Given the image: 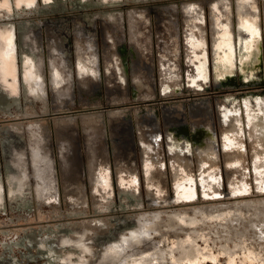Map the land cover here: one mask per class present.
<instances>
[{
	"label": "rangeland",
	"instance_id": "rangeland-1",
	"mask_svg": "<svg viewBox=\"0 0 264 264\" xmlns=\"http://www.w3.org/2000/svg\"><path fill=\"white\" fill-rule=\"evenodd\" d=\"M180 2L181 0H35L31 5L23 3L17 5L15 0H8L7 5H0V29L9 28L14 34L17 86L12 94L8 93L6 87L0 86V183L2 186L0 264H60L69 253L66 250L67 245L58 243L59 235L62 233L76 228L82 230L85 227L95 241H103L115 235L120 228L131 224L140 227L142 222L150 223L158 217L162 222L161 232L150 231L145 237L146 241L131 246L125 244L121 259L142 256L140 252L145 249V244L150 243L153 250L159 251L158 260L166 261L171 254L162 251L161 238L167 237L166 242L169 243L173 239L169 224L171 218H179L185 214L187 217H195L196 221L194 224L186 225L184 230L178 231L177 234L180 239H185L187 234L192 232L193 245L200 249L204 256L199 264H213L211 258L205 254L207 250L217 255L218 264H226L225 253L217 252L219 246L225 242L224 227L212 219H203L197 212L206 207L231 208L232 206L234 210L237 208L245 210L249 205L262 206L264 188H257L251 176L247 191L231 194L226 180L222 146L216 141L215 131L218 132V128L214 126L217 130L211 129L208 124L196 123V121L203 118L204 115L199 109L205 103L210 104L212 118L217 125L215 113L217 101L227 98L230 103L238 102L241 96L253 95L257 91H262L263 97H259L264 98V33H259L255 42V48L259 50L258 59L251 63L246 62L247 59H242L241 63H238L241 69L238 68L235 73H226L224 76L214 75L213 51L209 36L207 65H210V74H208L210 78L208 77L203 85L190 86L185 76L186 47L183 43L184 30ZM169 3L179 8L176 9V13L171 10ZM206 9L209 19L208 6ZM131 10L138 12L144 10L147 15L148 23L143 32L149 37L148 41L135 40L138 21L134 19L130 27L128 14ZM178 14L180 19L178 36L182 42L178 51L179 82L174 85L166 84L164 89L161 86L158 56L160 51L162 52L161 46L165 47L169 44L170 36L166 29L169 24L168 18ZM117 23H121L118 29L114 28ZM74 28L80 29L85 37L90 38L99 58L97 78H90L89 83L84 87L79 85L75 73ZM206 29L209 33V24L205 32ZM107 35L114 36L113 47L109 46ZM53 38L58 42L59 49L72 70L73 96L69 102L64 101L63 104L53 97L49 81L48 43ZM149 41L150 48H148ZM30 44L35 47L33 52L39 54L46 62V69L44 65L43 70L45 91L41 97L35 98L28 96L24 90L20 63L21 48L27 50ZM106 46H109L108 51ZM114 50L116 63L125 78V93H119V81L108 84L110 76L108 77L104 71L105 57ZM149 57H151V67ZM134 76L137 79L134 80ZM262 82L263 84L260 85ZM147 85L152 86L150 95L145 92ZM248 97L250 96L244 98ZM94 117L103 124L111 170L108 192L105 195L102 191H95L93 194L90 189L88 157L82 129L83 120ZM136 120H146V124L157 130L160 137L162 135L164 158L167 160V168L165 164L163 167L166 183L165 200H156L146 191ZM70 123L77 129L78 157L84 168L86 197L84 202L78 204L66 200L58 162L59 144L56 131ZM37 125L40 126L41 135L46 136L53 155L59 181L57 197L47 201L37 199L33 178L30 176L29 193L21 199L12 200L8 195L7 173L10 170L8 152L14 146L23 143L25 146L23 151L28 156L27 170L31 172L28 131L30 128H36ZM168 134L172 135V139L178 144L184 143L189 146L184 151H188L186 159L189 160L197 180L200 166L197 153L204 149L205 139L210 134L214 137L217 160L223 168V187L220 193L205 195L198 182L196 195L192 199H175L169 169ZM245 139L247 147L245 153L250 161L247 137ZM114 147H117L118 151L119 147L123 148V151H130V155L137 161L136 171L139 173V180L135 185L126 181L121 185L118 184ZM232 224L245 231V239L253 251L264 258V236L261 237L259 234L260 225L248 220L232 222ZM176 228L179 229V226L177 225ZM227 243L232 246L233 242L227 240ZM44 246L53 248L52 256L43 252ZM172 255L177 256L178 249H174ZM246 262L250 263L251 260L248 259Z\"/></svg>",
	"mask_w": 264,
	"mask_h": 264
},
{
	"label": "bare ground",
	"instance_id": "bare-ground-1",
	"mask_svg": "<svg viewBox=\"0 0 264 264\" xmlns=\"http://www.w3.org/2000/svg\"><path fill=\"white\" fill-rule=\"evenodd\" d=\"M242 1L246 2L248 0H181L180 9H181V13H182V25H183V30H184L183 43H184V46L186 47L185 76H186L187 81L190 80L189 76L187 75V70H186V68L188 67V58H189L188 54H197V53L200 54V58L202 60L201 64H202V67L204 69V72L206 73V76L201 77V79L207 80L208 77L210 78V76L208 75L209 74L208 69H209L210 65H207V62H209V50L207 48V44H205V43L207 42L208 34H210L211 40H213L214 28L211 25L209 28V33L207 32V29L205 32V28H207V26H208L206 23L205 12H204V10L206 9L205 7L206 6L210 7L212 4H216V3H222V4L228 5L229 6V8L227 10L228 16L225 18V20L229 23L228 26L231 29L235 28V29L239 30L238 25L233 23V21L235 22V20L238 19L237 16H235V14L238 13L237 6ZM249 1H253L258 6L260 0H249ZM262 1H264V0H262ZM169 4L171 5L172 3H169ZM190 7H201V9H199V10H202V13H201L202 15L200 14L195 18V20H194V21H196L195 23H189L188 24L187 21L191 19V18H189L190 17L189 16V14H190L189 10H191ZM170 8H171V10L175 11V13H176V9H179L178 7L176 8L175 5H171ZM262 11H263L262 13L264 14V9H262ZM260 14H261V9L257 8L256 9V17L257 18L255 17L256 19L254 20V23L251 26L252 33H250L251 37L254 39V45H256L255 42H256V39H257V36L259 35V33H264V24L263 25L261 24V20L259 18ZM171 16H172V14H171ZM128 17L130 20V27H132V25H133L132 21L134 19H137V21H138L137 31L134 34L135 40L137 42L148 41L149 37L146 36L143 32V30L147 27L146 24L148 23V17L145 14L144 10L141 12L131 10L128 14ZM168 22H169V24L166 27V29L168 30L169 36H170L169 44L166 45L165 47L161 46L162 52L160 51V54L158 56L159 71H160V75L162 77L161 78V86L164 89H165L166 82H167V80H169V78L164 75V60L163 59L165 58L166 55H169V54L171 55L170 58H171V64L173 67V76L171 77V80L179 81L180 62L178 59V51H179L180 43H182V42H180L179 36H178V31H180L179 14H178V16L176 15L173 17H169ZM120 25H121V23H117V24H115L114 28L118 29V27ZM192 33L198 34L200 41H201L199 44V48H197V49L193 48L191 46V44L189 43V39L191 37H193V35H191ZM83 40L86 42L85 45L82 44ZM106 40H109V43H110L109 46L110 47L114 46V36L113 35H107ZM48 46H49V43H48ZM109 46H106L107 51H108ZM150 47L151 46H150V41H149L148 42V48H150ZM189 47H190V49H189ZM74 49H75V54H76V56H75L76 77H77L79 85H81V87L82 86L84 87L89 83L90 78L96 79L98 74H99L98 54H97L96 48L93 45V42L90 40V38L85 37V34L80 32L78 28H74ZM84 49L88 50V52L90 53V56H92V59L88 62L87 67L84 69V71L81 74V72L78 69V54L81 50H84ZM257 49L254 46L253 51H252L255 54V60L258 59V54H259V50H257ZM212 51H213V49H212ZM93 54H94V56H93ZM212 54L214 55V52H212ZM107 56H108V60H107ZM115 56H116L115 50L113 52H109L106 55L105 61H104V71L106 74H108V77L110 76L108 79V84H112V83L114 84L116 80L119 81L120 82L119 93H125V89H126L125 78L123 77V75L120 72V68L118 67V65L116 63ZM109 57L111 60L109 59ZM150 59H151V57L148 58V60L150 62L149 66L151 67V60ZM212 59H213V56H212ZM44 65H45V62H44ZM49 65H50V60H49ZM213 66H214V61H213ZM45 69H46V65H45ZM43 70H44V68L42 69V75H40V76L38 75V77H36L37 79L34 80V81H36V85H37L36 87H42L41 90H40V88L38 90H33L32 88H30V86L27 87V89H25V84L23 82L24 90L28 96L35 98V97H41L44 94L45 81H44ZM71 73H72V70H71L70 66L68 65V63H66L65 64V75L62 78L63 79L62 80V82H63L62 87H66V88H64L63 90H56V91H54V89L52 88L53 97L55 99L61 101L62 104L64 101L69 102L73 96ZM11 79H12L14 87H11L10 94L14 93L16 91V88H17L16 78H11ZM135 79H137L136 76H134V80ZM192 79H194V78H192ZM49 81H50L51 87H57V86H55V83L51 79H49ZM30 84L33 85V82L31 81ZM145 92L148 95H150L152 93V86L147 85ZM241 100L256 101V102H259V106H260V108L258 109V112H257V115L259 117V121H258L259 122V126H258L259 132H255L251 136V138H249V137L247 138L249 152H250V161H249V158H248V161L251 162V167H255L254 162L256 160H263L264 161V153H263V156H261V157H259V156L254 157L253 153H252L253 146H254V150H255L259 144H261L263 146L262 149L264 150V98H260L259 96H256V98L255 97H248V98H244ZM225 101H228V99L226 98L224 100L222 99V100H219L216 102V111L218 113V116H219V111L221 110V108H220L221 103H223ZM203 110H204V116L207 119V123L210 125L211 129H214L215 128L214 126H216V122H215L214 118H212V111H211L210 104L205 103ZM112 119H115V117H112ZM90 122L95 123V127L93 129L90 128V125H89ZM219 127L221 129L220 121H219ZM31 129L32 128H30L28 131V142L27 143H28L29 148H30V160L29 161H30V164L32 167V166H34V158H33V151H32ZM82 130H83V138H84V144H85L86 149H87V144H89L92 141V138H90L91 133H93V134L95 133L97 142H99V144H100V147H101L100 148L101 149L100 158H101V160H104L107 163V169L104 172L100 173L102 176L103 182H104V184L102 186L103 188L100 190L106 194L108 192L107 187L109 186V182H110V172L109 171H111V170L109 169L110 166H109L108 152H107L106 144L104 141L105 131L103 128V124H102V122H99L96 117L91 118V119H84ZM215 130H217V128H215ZM215 132H216V141L218 142V145L221 144L222 150L224 152L223 136H222L221 132L220 133H218L217 131H215ZM70 133L72 135L70 140H71L72 146L74 148L73 152L75 154L76 160H78L79 165H80V172L76 173L77 180H79V181H77L76 189H73V191H76L80 196H82L85 199L86 192H85V185H84V179H83L84 168L82 167V164H81L79 157H78L79 150H78L77 142H76L77 129H76V126H74L72 123H70ZM56 135H57V131H56ZM154 135L155 136L153 138V143L156 145L159 161L161 162L162 167H164L165 158H164V148H163V144H162V135L160 137V134L158 133L157 130H154ZM56 139H57L58 144H59V140L57 137H56ZM219 139H220V143H219ZM167 142H168V150H169V146H170L169 144L172 141L168 140ZM237 142L239 144V148H241V150H243L245 153V148L247 151L245 136L239 137ZM44 143L46 145V147H45L46 156H47L46 159L48 160V162L50 164V168L48 169L47 174L49 175L48 178L50 179V177L52 176L51 178L53 180H51V183L49 182V184H47V186H48L47 188H40L34 184L35 195H36L37 199H39V196L41 194H53V195H55V197H57V192H58V187H59L58 176L56 174V168L54 167L53 155L51 153L50 147L47 144L46 136H45ZM244 143H245V147H244ZM207 144L210 146L209 149H210L211 154H212L210 156V158H212V161L215 162L216 168L212 172L204 173V175L205 176H211L214 179H216L217 181H216V184L214 187H202V193L205 195H212V194L220 193V191H222L223 168L221 167L219 161L217 160L215 140L211 134L208 137V143ZM139 145H140V154H141V140H140V138H139ZM23 146H24L23 143H21V145H19V147L15 146L16 147L15 155H16L17 162H19L22 165L21 171H25L27 174V173H30V171L27 170V165H26V162L28 161V156L25 155V153L23 151ZM26 158H27V161H26ZM61 159H62L61 156L58 155L59 164H61ZM90 160H92V158L88 157V172H89L90 189H91V192L94 194L95 191H100V190L94 189L95 186H94L92 178H93L94 174L96 175V173L90 172V169H89ZM129 160L132 162V169L130 172L125 173V176L128 179H130V183L135 185L136 183H138V180H139V177H138L139 173H137V171H136L137 167H138V163L131 155L129 156ZM142 160H143V156H141V161ZM171 160H172V157L169 154L170 166H171ZM251 170L252 169H248L246 172H228L227 170L225 171L227 184L229 186V192L231 194L236 195V194L247 191L249 188V178L251 180V176H253V179L255 180V186L257 188H264V170H257V169L252 170V175H251ZM164 172L165 171L163 170L162 172H159V174L162 175V177H163ZM142 173H143L144 184L146 187V176L147 175L143 169H142ZM170 173H171V178L173 179V177L175 176L173 171H170ZM204 175H203V173L199 172V176H204ZM193 176H194V174H193ZM62 177L63 176H61V185H62L63 193L66 197L68 189L65 188V183H64V180ZM233 177H238L239 179H244V180H238V182L230 180ZM94 182L96 183V181H94ZM117 182L120 185V174L118 172H117ZM172 183H174V182H172ZM235 183H239V184L244 183V184H247V187H243L242 185H236ZM165 187H166V183L164 184L163 187L156 189L158 191V194L160 195V199H163V200H165V198H166ZM146 191L149 195L150 194L153 195V193L155 192V189H149L146 187ZM173 191L175 194V199H182V198L192 199L196 195L197 187L178 188V187L173 186ZM27 193H29V191ZM72 203H74V202H72ZM76 203L78 204L79 202L77 201ZM249 212H251V214H249ZM197 213H200L203 219H212L224 227V228L223 227L222 228L224 229V232L226 233V235H224V236L222 235V236H223L225 242L219 246L218 252L219 253H225L226 264H264V258L262 256H260L258 253H255L253 251V248L249 245V243L245 239V235H244L245 231L243 232L240 228H236L234 224L231 225L232 222H238V221H244V220H248L255 225L259 224L260 225V233L259 234L261 237H263L264 236V205H262V206H260V205H258V206L249 205L246 207L245 210L242 208H237L234 210L232 208V206H231V208L206 207L204 209L199 210ZM251 216H253V217H251ZM233 219H234V221H233ZM195 221H196L195 217H187L186 214L183 216H180L179 218H171V221L169 222V224L171 225V228H172L171 231L173 233L172 234L173 239L170 241V243L173 244L174 248H171V249L168 248V243L166 242L167 237L163 236L161 238L162 239L161 243L165 245V248L162 251L169 252L171 254V256H169V258L166 261L158 260V255H159L158 252L159 251L154 250L152 257L151 258L150 257L143 258L142 259L143 262L146 263L152 259L154 264H166L167 262H174V260H176V261L181 260V261H185V262L190 263V264H196V263L199 264L204 256H202L203 252L193 245L194 243L192 242V239H191L192 238V235H191L192 232L190 234H187V237L185 239H180L178 234H177L178 229L176 228V226L178 225L179 229L184 230L185 226H183V225H185V224L182 225V223L189 222L190 223L189 225H191V224H194ZM151 227L154 228V230H156V232H161L162 222L160 221L159 217L156 218V220H154V224ZM169 230H170V228H169ZM218 235H220V234H218ZM227 240H231L233 242L232 246L227 243ZM174 249H178V256L177 257L172 255ZM147 251L146 252L143 251V252H145V254H147L148 253ZM205 254H207L208 257H212L211 258L212 261L214 260L213 258H215L218 262L217 255H213L210 250H207L205 252ZM236 258L238 261H236ZM248 259L251 260L250 263L246 262V260H248ZM213 263H214V261H213Z\"/></svg>",
	"mask_w": 264,
	"mask_h": 264
},
{
	"label": "crops",
	"instance_id": "crops-1",
	"mask_svg": "<svg viewBox=\"0 0 264 264\" xmlns=\"http://www.w3.org/2000/svg\"><path fill=\"white\" fill-rule=\"evenodd\" d=\"M46 1V0H44ZM16 4L19 5L23 3L24 5H31L35 2V0H15ZM8 0H1L0 5H7ZM189 10V18L190 20L187 23H195V18L202 13L201 7H190ZM206 8V7H205ZM228 8L229 6L222 3L212 4L208 7V16L207 17V9L204 10L205 18L207 25L209 24V28L212 25L214 28L213 33V40H211V47L213 49V61H214V75L215 76H224L227 74L235 73L238 68L241 69V66H238V63L242 61V59H247L246 62L251 63L256 61L255 54L252 52L254 48V39L251 37L252 28L251 26L254 23L256 17V9H261V14L259 18L261 20V24H264V14L262 13V9H264V1L260 0L257 6L256 3L253 1H242L238 4L237 9L238 13L235 14L237 16V20L233 23L238 25V29H231L228 25L229 23L225 20L228 16ZM202 15V14H201ZM256 17V18H255ZM80 32H82L79 29ZM83 33V32H82ZM193 37L189 39V43L193 48H199L200 38L198 34L192 33ZM209 36L207 38V48H208V41ZM211 38V36H210ZM14 39V34L12 30L9 28L0 29V61L1 68H7L6 64H4L5 58L12 53L11 46L13 45L11 41ZM26 38H24L25 40ZM83 45L86 42L83 40ZM35 47L30 44L26 49L22 48L23 58L25 60V67H27L28 71L26 75L32 79H37L38 75H42V69L44 68V61L43 58L33 52ZM190 49V47H189ZM209 50V49H208ZM83 55L84 60H88L90 57V53L87 49L81 50L79 54ZM61 56L62 52L59 49L58 42L53 38L52 41H49V48H48V70H49V60H50V68H52L54 73L49 72L50 76L54 74L53 81L55 82L58 90H63L66 87L63 86L60 69H61ZM188 67L187 75L189 76L190 80L187 81L190 83V86H200L203 85L205 79H201V77L206 76L204 69L201 64L200 54H188ZM38 60L40 61V65L38 64ZM164 60V75L169 78L167 80V85H174L177 84L179 81L171 80L173 76V67L171 64V58L169 55H166ZM46 65V62H45ZM43 66V67H42ZM56 69V70H55ZM1 75L8 76L10 72L4 70ZM50 71V70H49ZM208 71H210V66ZM210 74V73H209ZM51 76V77H52ZM210 76V75H209ZM194 78V79H192ZM7 83V80H5ZM33 84L36 85V81H33ZM5 88V87H4ZM7 91L10 92L11 87H6ZM33 90H38L42 87H30ZM221 110L219 111V116L217 111L216 118H217V125L218 133L221 132L223 139H224V164H225V171L228 172H246L248 169L252 170H264V161L263 160H256L254 162L255 167H251V163L248 161V155L244 153L241 148H239V144L237 140L241 136L249 137L255 133L259 132V117L257 115L258 109L260 108L259 102L250 101V100H238V102L225 101L221 103L220 106ZM204 105L200 107L199 111L204 115ZM219 121L220 126L219 127ZM146 120L139 121L137 120V127L139 130V138L141 140V154L143 156V160L141 161L142 169L146 173V187L149 189H155L153 195H151L154 199L160 200V195L156 189L161 188L165 184V180L159 172L163 171V167L161 162L158 158V152L156 145L153 143L154 138V129L151 126L146 124ZM205 124L207 123V119L205 116L200 121ZM90 128L95 127V123H89ZM209 125V124H208ZM145 126V127H144ZM210 127V125H209ZM146 128V129H145ZM40 126L37 125L36 128L31 129V135L33 137V158H34V165L35 167H39L41 171H48L49 162L46 159V145L44 143L45 137L40 133ZM71 133H70V124H67L61 129L57 130V138L59 140V155L61 156V164H59L60 171L63 173V180L65 183V188L68 189L66 194V198L68 201L77 202L82 198L76 191L77 184V177L76 173L80 172V165L78 160L75 158V154L73 152V146L71 143ZM92 141L87 144L86 154L88 157L92 158L89 162V169L90 172L96 173L93 175V183L94 189H102L103 187V179L100 173L104 172L107 169V163L104 160H101V147L99 142H97L95 133H91L90 135ZM95 138V139H94ZM168 138L170 142L169 146V154L172 157L171 166L169 163L170 171H173L174 177L172 183L173 186L178 188H190V187H197V183L199 182L201 187H214L216 184V179L211 176H205L204 173H209L214 171L216 168V164L210 158L211 151L210 146L208 143V138L205 139V147L202 151L197 153L199 157V172L203 173L204 176H199L197 180L195 175L193 176V171L191 165L187 158V152L184 149H188L189 146L185 145L184 143L178 144L175 140L172 139V135L168 134ZM246 141V139H245ZM263 146L259 144L257 148L254 150L253 146V156H263L264 150L262 149ZM16 147L10 149L12 152L8 159L9 161V171L8 172H15L19 171L20 163L17 162L16 158L14 157L16 152ZM114 158L116 162V169L117 172L120 174V185L126 181L130 183V179L125 176V173L130 172L132 169V162L129 160L130 151H123L124 149L119 147V151L117 147H114ZM250 156V152H249ZM59 162V161H58ZM165 165L167 168V160L165 159ZM38 169V168H37ZM233 181L238 182V177H233ZM96 181V183L94 182ZM48 184V183H47ZM47 184L42 185L41 188H47ZM236 185H242L243 187H247V184H239L235 183ZM245 185V186H244ZM101 191V190H100ZM105 195V193L103 194ZM55 198L53 194H41L39 199L43 201H47L49 199ZM186 199V198H182Z\"/></svg>",
	"mask_w": 264,
	"mask_h": 264
},
{
	"label": "flooded vegetation",
	"instance_id": "flooded-vegetation-1",
	"mask_svg": "<svg viewBox=\"0 0 264 264\" xmlns=\"http://www.w3.org/2000/svg\"><path fill=\"white\" fill-rule=\"evenodd\" d=\"M13 44L11 46L12 53L8 55L5 60L4 64H6L7 68H1L0 66V86L2 87H14L12 79L11 78H16V60H15V43L14 39L11 41ZM83 55L78 54V69L79 71L82 72L84 69L87 67L88 62L92 59V56L89 57L88 60H84ZM94 56V54H93ZM110 59V57H109ZM108 60V56H107ZM111 60V59H110ZM20 63H21V73H22V81L25 84V89L27 87H34L35 85L30 84V82L34 81L35 79L30 78L29 76L26 75V72L28 71L27 67H25V60L23 58L22 54V48L20 51ZM40 61L38 60V64ZM3 64L0 61V65ZM65 58L62 54L61 56V69H60V74L61 77H64L65 75ZM40 65V64H39ZM110 66V65H109ZM4 70L10 72L8 76H2L1 74L5 72ZM49 72L52 74L54 73L52 68H50L49 65ZM56 70V69H55ZM52 76V75H51ZM49 79L53 81V76ZM7 80V83L5 82ZM54 82V81H53ZM55 83V82H54ZM56 86V84H55ZM36 87V86H35ZM54 89V91L58 90L57 87H51ZM11 89V88H10ZM42 88H40L41 90ZM10 93V92H8ZM45 137V135H44ZM33 137H32V147H33ZM19 147V146H17ZM12 152L9 150L8 152V159L10 157V154ZM11 158L15 159L16 155L14 157L11 156ZM19 171L15 172H8L7 173V182H8V195L10 199H17V198H22L23 196L26 195L28 192V185L29 181L28 178L31 176L33 178V182L37 187H40L45 184L51 183V180H53L51 177L50 179L48 178L49 175L47 172H43L39 170V167L32 166L31 169L32 171L30 173H27L25 171H21L22 165L20 164L19 166ZM24 168V167H23ZM38 168V169H37ZM50 168V165L49 167ZM61 176H63V173L60 171ZM63 178V177H62ZM64 179V178H63ZM79 181V180H77ZM98 189V188H97ZM96 190V189H95ZM2 197V186L0 183V199ZM41 200V199H39ZM84 198H80L78 201L84 202ZM76 203V202H74ZM77 204V203H76ZM234 221V219H233ZM218 223V222H217ZM153 222H142L141 226L138 227L134 224L128 225L126 227L120 228L116 231L115 235H113L111 238L105 239L103 241H95L92 236L90 235L89 231L87 228L81 229H72L67 231V233H62L59 235L58 243L61 245H67L68 247L66 250L69 252L64 258L65 260H62L60 264H154L153 260L151 259L149 262H143V258L145 257H152L153 255V247L150 243L145 244V249L143 251H147L148 253L145 254V252H140L142 256L140 257H132L129 259H121L123 255V248L125 244L128 245H134L139 243L140 241H146L145 237L146 235L150 233V231L156 232L153 226ZM185 224V225H183ZM190 224L189 222H184L182 223L183 226H186ZM219 224V223H218ZM183 230V229H178V231ZM127 231V233H126ZM128 234V235H127ZM240 239V238H239ZM172 240V239H171ZM170 240V241H171ZM163 249L165 248V245L162 244ZM168 248H174L172 243H168ZM44 253L48 254L49 256H52L54 253L53 248L51 246H44L42 249ZM218 252V251H217ZM219 253V252H218ZM217 253V254H218ZM138 254V252L136 253ZM216 255V254H213ZM73 256V259H72ZM175 256V255H174ZM178 256V255H177ZM176 256V257H177ZM212 258V257H210ZM214 263L213 264H218L217 260L213 258ZM190 264L185 261L181 260H174V262H167L166 264ZM197 264V263H196Z\"/></svg>",
	"mask_w": 264,
	"mask_h": 264
},
{
	"label": "water",
	"instance_id": "water-1",
	"mask_svg": "<svg viewBox=\"0 0 264 264\" xmlns=\"http://www.w3.org/2000/svg\"><path fill=\"white\" fill-rule=\"evenodd\" d=\"M244 83H245V82H244ZM262 84H263V82L260 83V85H262ZM247 96H250V97H251V96H252V97H253V96H254V97H255V96H260V97H261V96H262V91H257V92H255L253 95H244V96H241V99H243L244 97H247ZM262 97H263V96H262ZM236 102H237V101H236Z\"/></svg>",
	"mask_w": 264,
	"mask_h": 264
}]
</instances>
